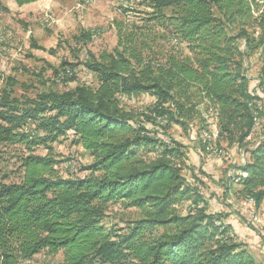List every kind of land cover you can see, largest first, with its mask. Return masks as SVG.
<instances>
[{
    "label": "trees",
    "instance_id": "16d2710c",
    "mask_svg": "<svg viewBox=\"0 0 264 264\" xmlns=\"http://www.w3.org/2000/svg\"><path fill=\"white\" fill-rule=\"evenodd\" d=\"M134 1L151 9L146 22L120 27L119 46L86 64L96 86L43 93L28 107L7 91L0 95V264H38L41 251L63 257L42 264H261L226 215L211 212L188 182L186 146L170 130L186 131L211 112L215 144L248 155L235 170L246 176L232 182L261 206L264 66L252 78L245 61L264 50V0ZM160 41L169 46L164 53ZM141 94L154 105L128 109L125 99ZM66 134L93 156L84 168L90 174L60 176L51 155L35 154ZM17 145L27 154L11 173L5 148ZM208 145L201 140L202 151ZM186 200L193 207L182 214L177 206ZM109 203L134 208L140 218L108 229Z\"/></svg>",
    "mask_w": 264,
    "mask_h": 264
},
{
    "label": "rangeland",
    "instance_id": "374dc122",
    "mask_svg": "<svg viewBox=\"0 0 264 264\" xmlns=\"http://www.w3.org/2000/svg\"><path fill=\"white\" fill-rule=\"evenodd\" d=\"M133 1L37 0L19 5L15 0H0V95L7 91L12 98L19 100V105L28 107L30 100H36L43 93H62L82 85L96 86L97 77L86 64L100 63L104 53H111L119 46L120 27L130 30L135 25L140 26L146 22L147 14L144 10L151 9L138 5L135 1L132 4ZM90 34L93 36L90 37ZM157 46V52L161 53H164L163 46L166 49L169 47L161 41ZM245 63L249 67V76L256 78L264 66V50L259 49ZM125 103L128 109L142 112L154 105L155 98L149 94H141L125 99ZM205 118L206 122L195 120L186 131L178 126L170 130L186 146L190 170L187 169L185 175L188 182L204 197H215L216 204L225 205L239 217L240 204L244 199L239 192L240 186L232 184L229 187L225 183V193L221 194L218 184L225 178L221 180L219 177L220 171L237 169L248 155L245 148L240 149L236 145L229 147L225 142L215 144L216 137L213 139V134L218 129L214 115L208 112ZM34 128V125H30L28 131ZM258 128L259 132V123ZM204 139L208 140L209 145H213L207 147L210 152L201 150V140ZM74 140L68 134L60 136L54 142L36 147L35 154L51 155L58 162L56 169L60 176L83 177L90 174L84 168L91 165L94 159L90 152ZM253 141L255 139L252 143ZM5 149L7 151L4 155L9 164L7 171L16 172L19 158L27 152L19 145ZM232 176L238 182V178L245 177L246 174L236 171ZM93 204L99 203L95 201ZM192 204L190 200L183 201L177 206V210L185 214L193 207ZM256 209L259 215H264V202ZM138 218V210L126 208L120 203H109L105 206L102 223L108 229L116 230L130 226ZM247 221L250 226H255L248 218ZM261 226L256 227L264 228ZM120 232L124 233L125 230ZM236 237L239 239L237 235ZM262 242L264 243V239ZM246 245L253 254L254 249ZM62 258L61 253L41 251L35 256V262L59 263Z\"/></svg>",
    "mask_w": 264,
    "mask_h": 264
},
{
    "label": "crops",
    "instance_id": "0c3cea01",
    "mask_svg": "<svg viewBox=\"0 0 264 264\" xmlns=\"http://www.w3.org/2000/svg\"><path fill=\"white\" fill-rule=\"evenodd\" d=\"M245 159L246 158H243L242 163ZM235 170H237V169L230 170V171L225 170L224 172L220 171L221 176L220 177L218 176V177L221 180L223 178H225L224 181H221L218 184V190L221 192V194L225 193V190L223 187V185L225 183H226V186H229V187L232 184L233 185L237 184V183L232 182V177H233L232 175H233V172ZM218 171H219V169H218ZM215 179H216V177H215ZM218 181H220V180H218ZM205 195H207V194H205ZM210 197L211 196L205 197L209 203V210L211 212H221L224 215H226L225 223L229 224L231 226L233 232L239 237V240L244 241L246 244H248L250 246V248L254 249V251H252L253 255L255 256V258L257 259V261L259 263L264 264V243L262 242L264 239V228L259 229V227H256L258 225L253 224L251 221H250L251 224L255 225V226H250L249 221H247V218H248V220H250V216L245 211H243L242 209H239L241 212L240 213L241 216L238 217V215H234V213L230 212V210L225 205L216 204L215 203L216 202L215 197H213V198H210ZM263 226H264V224H262L261 227H263ZM257 230L261 234L258 233ZM259 242H261V243H259Z\"/></svg>",
    "mask_w": 264,
    "mask_h": 264
},
{
    "label": "built area",
    "instance_id": "2783aa9c",
    "mask_svg": "<svg viewBox=\"0 0 264 264\" xmlns=\"http://www.w3.org/2000/svg\"><path fill=\"white\" fill-rule=\"evenodd\" d=\"M256 121V126L258 129V120ZM218 134V130L215 132V134H213V139H215L214 137H217ZM208 147H213V145H208ZM233 173H236V171H234ZM240 179V178H238ZM241 209L243 211H245L249 216H250V221L255 224V225H261L264 223V215H259V212L257 211V206H256V201L255 199L252 198H244L243 201L240 204Z\"/></svg>",
    "mask_w": 264,
    "mask_h": 264
}]
</instances>
